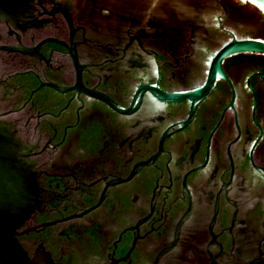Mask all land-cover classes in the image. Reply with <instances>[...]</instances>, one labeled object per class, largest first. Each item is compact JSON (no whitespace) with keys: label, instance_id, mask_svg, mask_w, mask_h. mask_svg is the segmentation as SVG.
<instances>
[{"label":"flooded vegetation","instance_id":"1","mask_svg":"<svg viewBox=\"0 0 264 264\" xmlns=\"http://www.w3.org/2000/svg\"><path fill=\"white\" fill-rule=\"evenodd\" d=\"M6 1L0 119L39 195L17 236L27 256L264 264V53L219 60L232 41L264 40L255 7Z\"/></svg>","mask_w":264,"mask_h":264},{"label":"water","instance_id":"2","mask_svg":"<svg viewBox=\"0 0 264 264\" xmlns=\"http://www.w3.org/2000/svg\"><path fill=\"white\" fill-rule=\"evenodd\" d=\"M264 20V0H246ZM11 4L0 0V19L11 15ZM264 53V40L248 39L227 44L219 57L233 52ZM218 69V61L213 70ZM39 195L35 164L28 157L23 142L10 125L0 119V264H51L42 257L29 258L17 236L32 213L38 208ZM33 229V228H32Z\"/></svg>","mask_w":264,"mask_h":264},{"label":"bare ground","instance_id":"3","mask_svg":"<svg viewBox=\"0 0 264 264\" xmlns=\"http://www.w3.org/2000/svg\"><path fill=\"white\" fill-rule=\"evenodd\" d=\"M245 1V0H244ZM261 10L264 12V9L263 8H261Z\"/></svg>","mask_w":264,"mask_h":264}]
</instances>
